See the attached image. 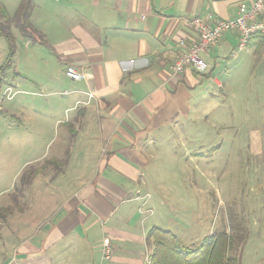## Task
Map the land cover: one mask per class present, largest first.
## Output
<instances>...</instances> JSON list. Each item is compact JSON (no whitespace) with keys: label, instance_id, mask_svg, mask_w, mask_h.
<instances>
[{"label":"crops","instance_id":"obj_1","mask_svg":"<svg viewBox=\"0 0 264 264\" xmlns=\"http://www.w3.org/2000/svg\"><path fill=\"white\" fill-rule=\"evenodd\" d=\"M243 1L250 0H33L30 20L50 49L35 45L28 56L51 73L58 63L61 73L74 65L86 74L82 80L66 75V98L47 103L56 113L63 107L58 102L75 100L63 107L75 111L73 119L53 121L74 137L68 163L59 171L67 173L71 159L73 183L36 231L18 244L9 236L14 255L6 261L1 256L0 264H98L104 236L112 242L110 264H149L153 248L147 235L161 227V207L168 205L152 192L161 186L154 174L164 166L167 173L181 172L194 163L203 175L209 162L202 127L212 124L211 117L214 126L233 119L230 101L242 78L258 70L264 86L258 36L241 48L239 36L227 32L203 53L205 73L175 74L172 68L197 39L194 16L233 19ZM44 4L54 9H41ZM60 81L56 76L54 86ZM34 133L42 139L43 129Z\"/></svg>","mask_w":264,"mask_h":264},{"label":"rangeland","instance_id":"obj_2","mask_svg":"<svg viewBox=\"0 0 264 264\" xmlns=\"http://www.w3.org/2000/svg\"><path fill=\"white\" fill-rule=\"evenodd\" d=\"M21 1L0 0V20L4 13L14 15ZM41 9L54 8L44 4ZM11 30L14 56L0 33V229L4 227L1 216L9 219L0 241L5 243L0 246V257L5 261L14 255L15 245L10 248L9 236L11 243L18 244L39 228L42 218L52 216L71 193V159L67 173L59 171L68 163L74 137L69 127L54 126L53 121L57 117L73 119L75 113L63 110L66 105L74 106V99L58 102H63V107L56 113L47 107V103L66 98L62 82L69 81L58 63L51 73L46 65L28 56L35 45L39 51L49 50V45L25 36L17 27ZM7 64L10 66L3 68ZM56 76L61 81L54 86ZM260 80L263 76L258 70L251 78L240 80L230 101L232 120L224 118L222 125L214 126L211 117L212 124L202 127L206 134L203 154L209 162L205 173L200 175L194 163L174 173H167L164 166L160 174H154L161 186L152 191L168 201L161 207L162 228L172 231L189 248L197 247L206 236L226 230L232 235L230 253L239 264H264V86ZM225 105L223 112L227 113ZM39 128L43 129L42 139L34 135ZM54 154L59 155V162L48 160ZM164 209L173 221L165 216Z\"/></svg>","mask_w":264,"mask_h":264},{"label":"trees","instance_id":"obj_3","mask_svg":"<svg viewBox=\"0 0 264 264\" xmlns=\"http://www.w3.org/2000/svg\"><path fill=\"white\" fill-rule=\"evenodd\" d=\"M32 9V0H22L14 15L4 13L0 20V33L8 41L11 56H14L16 50L11 30L13 26L19 28L25 36L43 42L41 34L37 38L39 31L30 20ZM8 66L10 64L3 68ZM34 173L38 174L39 171ZM6 217L7 215L1 216L3 220ZM147 240L153 248L149 264H239L238 258L230 253L232 235L226 230L206 236L195 248L184 246L172 231L157 226L150 229Z\"/></svg>","mask_w":264,"mask_h":264},{"label":"built area","instance_id":"obj_4","mask_svg":"<svg viewBox=\"0 0 264 264\" xmlns=\"http://www.w3.org/2000/svg\"><path fill=\"white\" fill-rule=\"evenodd\" d=\"M191 25L197 33V39L175 60L172 66L175 74L183 73L188 69H194L199 73L207 72L209 64L203 57V53L210 50L229 31L239 36L241 48L245 47L252 37H260L263 41L264 56V0L241 2L240 13L233 19H216L209 13L194 16L191 19ZM66 74L72 80L86 78V74L74 65H67ZM112 254L111 238L104 236L98 264H110Z\"/></svg>","mask_w":264,"mask_h":264}]
</instances>
